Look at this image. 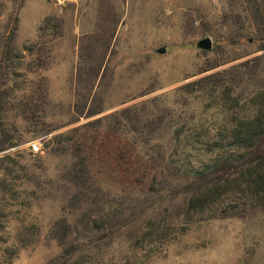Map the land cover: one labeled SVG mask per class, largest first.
<instances>
[{
  "label": "rangeland",
  "instance_id": "rangeland-1",
  "mask_svg": "<svg viewBox=\"0 0 264 264\" xmlns=\"http://www.w3.org/2000/svg\"><path fill=\"white\" fill-rule=\"evenodd\" d=\"M260 106L264 0H0V264H264L262 211H186Z\"/></svg>",
  "mask_w": 264,
  "mask_h": 264
},
{
  "label": "trees",
  "instance_id": "trees-1",
  "mask_svg": "<svg viewBox=\"0 0 264 264\" xmlns=\"http://www.w3.org/2000/svg\"><path fill=\"white\" fill-rule=\"evenodd\" d=\"M14 28V27H13ZM264 134V108L256 109L250 118L237 120L230 129L227 144L242 151H228L194 172L200 182L193 186L187 199L186 211L204 212L210 207L219 214H243L249 209L264 213V152L250 156L257 139ZM219 172L218 175L208 177ZM71 254L62 250L61 259ZM67 258L60 264H68ZM52 264V263H47Z\"/></svg>",
  "mask_w": 264,
  "mask_h": 264
},
{
  "label": "water",
  "instance_id": "water-1",
  "mask_svg": "<svg viewBox=\"0 0 264 264\" xmlns=\"http://www.w3.org/2000/svg\"><path fill=\"white\" fill-rule=\"evenodd\" d=\"M195 45L201 49H209L211 46V41L208 37H202L198 41H196ZM163 48H161L159 51L163 52Z\"/></svg>",
  "mask_w": 264,
  "mask_h": 264
},
{
  "label": "built area",
  "instance_id": "built-area-1",
  "mask_svg": "<svg viewBox=\"0 0 264 264\" xmlns=\"http://www.w3.org/2000/svg\"><path fill=\"white\" fill-rule=\"evenodd\" d=\"M32 149H33V150H37V147L34 146V145H32Z\"/></svg>",
  "mask_w": 264,
  "mask_h": 264
}]
</instances>
